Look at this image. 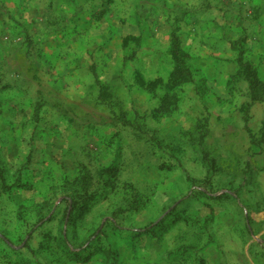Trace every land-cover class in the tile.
<instances>
[{
    "label": "rangeland",
    "instance_id": "1",
    "mask_svg": "<svg viewBox=\"0 0 264 264\" xmlns=\"http://www.w3.org/2000/svg\"><path fill=\"white\" fill-rule=\"evenodd\" d=\"M49 1L62 18L93 12L97 80L50 95L46 120L39 97L35 120L0 128V264L264 260V98L252 101L239 73L240 58L257 64L247 2L220 9L225 41L180 40L192 80L169 90L171 42L139 35L144 0ZM192 1L162 12L180 29L183 12L202 11ZM167 92L177 107L158 115Z\"/></svg>",
    "mask_w": 264,
    "mask_h": 264
},
{
    "label": "crops",
    "instance_id": "2",
    "mask_svg": "<svg viewBox=\"0 0 264 264\" xmlns=\"http://www.w3.org/2000/svg\"><path fill=\"white\" fill-rule=\"evenodd\" d=\"M166 1L144 0L139 6L137 22L143 39L171 42L175 32L185 42L225 41V18L220 9L225 8L226 0H204L206 8L201 0V13L197 14V18H192L190 14L188 19L183 12L180 29L172 21L169 22L171 13L166 16L162 12ZM242 1L247 2L253 13L245 21H239L248 27L249 52L257 59L258 77L264 80V0H238L235 4ZM168 2L176 9L191 8L193 3L192 0ZM49 4V0H0V128L7 126L8 122L35 120V106L41 100L39 97L45 98L46 120L50 95L58 98V94L67 88L80 91L97 80L93 68L97 63L94 56L98 48L99 26L93 12L82 15L74 11L67 18H62L51 10ZM43 6L45 24L39 11ZM210 7L218 10L217 18L204 11ZM88 11L91 9L88 8ZM26 36L34 41L30 48L23 44ZM15 130L14 134L18 135L17 128ZM27 131L26 136L30 133V130ZM8 137L11 139L10 147H16L13 137L17 136ZM237 261L241 264H261L264 260Z\"/></svg>",
    "mask_w": 264,
    "mask_h": 264
},
{
    "label": "trees",
    "instance_id": "3",
    "mask_svg": "<svg viewBox=\"0 0 264 264\" xmlns=\"http://www.w3.org/2000/svg\"><path fill=\"white\" fill-rule=\"evenodd\" d=\"M171 55L173 56L176 64L175 69L171 73L169 77V81L167 84V88L169 90H173L177 88L178 86H181L185 83H188L192 80L190 68L185 64V59L180 54V38L179 36L173 32L171 37V47H170ZM242 52V51H241ZM240 62V69L239 73L243 74L246 79L250 82V89H251V99L252 101H260L264 98V82L260 80L258 77V74L256 72V68L251 65L248 61H243L242 58L239 59ZM162 78H156L155 80H152L148 83H146L147 89L154 91L159 85L164 84ZM168 90V91H169ZM177 95L176 93L170 94L167 92L162 97V102L159 105V107L156 109L157 114H169L172 113L177 105ZM246 120V124H247Z\"/></svg>",
    "mask_w": 264,
    "mask_h": 264
}]
</instances>
